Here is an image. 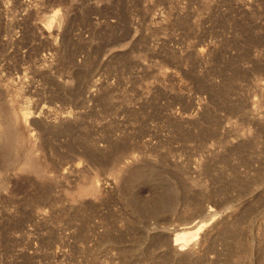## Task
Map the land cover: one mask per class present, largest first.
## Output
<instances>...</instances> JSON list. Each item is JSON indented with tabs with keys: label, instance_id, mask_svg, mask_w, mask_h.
Here are the masks:
<instances>
[{
	"label": "rangeland",
	"instance_id": "374dc122",
	"mask_svg": "<svg viewBox=\"0 0 264 264\" xmlns=\"http://www.w3.org/2000/svg\"><path fill=\"white\" fill-rule=\"evenodd\" d=\"M9 107L0 264H264V0H0Z\"/></svg>",
	"mask_w": 264,
	"mask_h": 264
},
{
	"label": "bare ground",
	"instance_id": "6f19581e",
	"mask_svg": "<svg viewBox=\"0 0 264 264\" xmlns=\"http://www.w3.org/2000/svg\"><path fill=\"white\" fill-rule=\"evenodd\" d=\"M51 17L56 18V20H58L57 23H60L61 17H59L57 11H55ZM51 23H52V19L49 21L48 25L44 27V30L49 34H52V31L50 30V26H49V24ZM199 52L202 53V51ZM1 115H2V122L4 124V127L7 129L4 131L5 132L4 134L0 135V156L3 158H7L11 150L20 148L22 146L23 143L22 140H24V136L22 133L23 131H21L22 129L19 128L17 130H13V129L11 130V128L9 127L16 125V123H18V120L21 123L26 124L28 120V113L21 110L16 112V110L13 107H9L8 109L2 108ZM32 144H33V148H35L37 151H41L39 149L40 146L36 142L35 143L32 142ZM26 161L28 162H26L22 170L33 173L37 177L44 176L45 170L39 162H37L35 159H29V157H27ZM77 191L76 193L78 195L76 193L75 194L78 197H82L85 195H94V197L95 196L97 197L99 195V189L95 188L94 185L80 187L79 190ZM72 196L75 195L72 194ZM203 212H204V218L200 219L195 223H192L188 227L175 229L174 231L175 235L172 241H170L169 235L166 234L165 235L166 241L164 246L177 255L192 256L193 254H196L197 251H201L202 245L206 241L207 233L212 228L217 226V224L219 223L218 222L219 220H217L218 218H216L217 212L215 210L207 207V209H205ZM188 224L189 222L186 221V223H184L183 225H188ZM210 248L211 246H209V250Z\"/></svg>",
	"mask_w": 264,
	"mask_h": 264
}]
</instances>
